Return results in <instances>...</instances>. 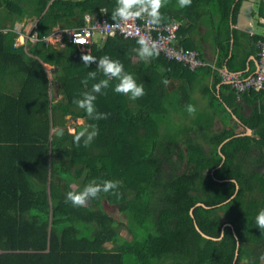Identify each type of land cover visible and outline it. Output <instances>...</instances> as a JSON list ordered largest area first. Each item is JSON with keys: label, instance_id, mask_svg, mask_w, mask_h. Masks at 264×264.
Instances as JSON below:
<instances>
[{"label": "trees", "instance_id": "16d2710c", "mask_svg": "<svg viewBox=\"0 0 264 264\" xmlns=\"http://www.w3.org/2000/svg\"><path fill=\"white\" fill-rule=\"evenodd\" d=\"M229 4L192 0L185 10L197 19L215 12L226 23ZM115 6L116 0H0V59L22 75L16 92L0 91V264H240L245 243L249 264H260L264 229L255 217L264 204V175L255 166L264 158V89L237 92L223 82L216 94L213 81L205 88L208 109L195 107L190 115L187 106L196 104L191 81L207 66L190 69L160 52L142 61L134 51L137 40L116 35L90 51L75 43L48 47L40 39L29 55L13 44L17 20L36 19L40 37L62 21L82 25L85 13L102 8L113 20ZM171 7L181 10L168 0L161 23L172 16H164ZM85 52L119 60L145 95L132 101L113 91L118 81L112 80L94 101L108 118L90 120L73 100L105 77L97 72L96 80L82 83L96 70L81 61ZM41 60L58 66L52 78ZM172 76L186 78L192 88L178 84L171 93L164 81ZM49 81L60 94L54 100ZM66 115L97 126L88 147L73 142L76 130L50 132ZM216 117L219 129L213 128ZM81 175L85 186L121 183L115 194L74 207L66 194ZM103 197L117 204L119 218L102 208ZM121 226L129 237L120 234Z\"/></svg>", "mask_w": 264, "mask_h": 264}, {"label": "crops", "instance_id": "0c3cea01", "mask_svg": "<svg viewBox=\"0 0 264 264\" xmlns=\"http://www.w3.org/2000/svg\"><path fill=\"white\" fill-rule=\"evenodd\" d=\"M172 2L178 4L177 0H172ZM229 5V17L226 23H223L220 20V16L215 12L202 14L198 19H191L189 10H177L171 7L166 12L164 11V16L169 17L172 15L169 20L185 19L177 34L178 42L199 50L204 59L215 65V68L209 66L206 69L196 70V80L191 81L193 84L191 94L200 93L207 86L211 88L213 81L215 82V93L219 94L223 80L218 72V67L239 71L243 75L252 72L256 68V42L260 39L264 29V24L262 23L264 0H230ZM177 14H179L178 18ZM95 41L101 43L99 40ZM14 46H22L27 54L32 55L30 52L31 46L20 43L14 44ZM41 61L44 66L43 60ZM21 78V73L14 70L12 63L2 62L0 59L1 92H16L19 88L18 81ZM174 79H176V85L168 88L171 93L177 87L178 81L181 82L182 86L189 85L186 78L171 77L168 82L170 83ZM50 84L49 81V96L51 100H54L51 97ZM205 97H207L206 94ZM69 118L71 117L69 116ZM218 121H220V126L216 127V122ZM214 123V129L222 127V121L219 117L215 118ZM52 129L53 126L50 128V132H53Z\"/></svg>", "mask_w": 264, "mask_h": 264}, {"label": "clouds", "instance_id": "9594fccd", "mask_svg": "<svg viewBox=\"0 0 264 264\" xmlns=\"http://www.w3.org/2000/svg\"><path fill=\"white\" fill-rule=\"evenodd\" d=\"M167 3L168 0H116V6L112 12V19L113 21H116L118 24H124L129 26L131 22H134L138 19H143L145 20L146 25L155 28L158 27L163 20L161 9L165 7ZM177 3H178V7L183 9L185 7L191 6L192 0H177ZM33 21L34 23L32 22V24L29 26V27L33 26L32 31H34L33 29L36 24V19ZM177 21L179 22L178 19ZM25 23L26 22L23 21L21 22L20 26L14 25L13 29L17 31V36L15 37L14 42L18 37L19 34L18 31L24 32L23 30L29 24L28 23L25 25ZM23 25H25L24 29H23ZM56 27H65V26L56 25L52 28V30L49 33H51L53 29H55ZM177 34H178V30H177ZM99 41H101V39H99ZM14 42L13 44H15ZM75 42L79 44L85 43L83 39H77ZM95 43L97 42L95 41ZM137 44L139 45V47L134 49V51L137 53L138 57L142 61L149 62L152 58H154L159 54L156 42L149 41L143 35L139 36V38L137 39ZM31 45L32 44L28 46L30 47ZM46 46L48 47L55 46L57 48L62 47L59 46L57 42H49V45ZM80 59L88 67H90L92 64L96 65V70L89 71L87 77L84 80H82L83 84L87 85L89 80H93V81L96 80L97 72L102 73L103 76L105 77L104 79L99 80V82L93 83L89 91H85L84 93H82V98L73 100V103L79 109L84 110L86 116L90 120H101L108 118L109 114L100 113L97 111L94 101L97 99L96 94H102V90L108 89L110 86V81L112 80L118 81V83L115 84L113 91L117 94L127 96L132 101H135L145 95L144 85L138 84L133 74L126 72L124 65L119 60H114L107 55L97 60L96 57L92 56L87 52L82 53ZM43 63L45 62L43 61ZM164 82L167 83V80H165ZM187 111L190 115H194L196 112V108L195 106L189 104L187 106ZM77 125L78 124L75 125L74 127L75 129L73 131L76 130ZM98 134H99L98 128L95 124L92 125L84 124V126H82L81 129L75 133L73 142L77 146H79L81 142H83V146L88 147ZM120 183H121L120 181H113V180H104L102 183H97L95 180H93L80 191H69L66 194L65 202L66 203L71 202V204L74 207H85L89 204L90 200L98 198L101 193L108 194L112 192L113 194H115L114 190H116L120 186ZM255 223L258 229H264V209H261L257 213L255 217ZM260 260L264 261V254L260 256Z\"/></svg>", "mask_w": 264, "mask_h": 264}, {"label": "built area", "instance_id": "2783aa9c", "mask_svg": "<svg viewBox=\"0 0 264 264\" xmlns=\"http://www.w3.org/2000/svg\"><path fill=\"white\" fill-rule=\"evenodd\" d=\"M262 22L264 24V17L262 18ZM32 27L33 26L28 28L26 33L18 31L19 34L14 43L28 46L43 39L46 45H49V42H57L59 46L65 47L67 44L75 43L82 48L91 50V47L95 43L93 39L95 34L99 35L101 37L100 39L108 35H116L118 37L134 38L136 40L140 35H143L149 41L156 42L158 52L162 53L167 58H172L181 62L190 69L203 66L215 68L214 64L199 55L198 50L184 47L177 41L179 22L174 19L161 23L155 28L146 25L143 19L131 22L129 26L118 24L116 21L109 19L106 9L102 8L95 13H85L84 23L82 25L56 27L48 35L39 37L36 31H32ZM77 39H83L85 43H76L75 41ZM256 46L257 63L256 68L252 72L243 75L239 71L228 70L225 67L217 68L222 80L229 83V86L237 92L245 90L261 91L264 89V29L262 36L256 42Z\"/></svg>", "mask_w": 264, "mask_h": 264}, {"label": "rangeland", "instance_id": "374dc122", "mask_svg": "<svg viewBox=\"0 0 264 264\" xmlns=\"http://www.w3.org/2000/svg\"><path fill=\"white\" fill-rule=\"evenodd\" d=\"M178 5V4H177ZM184 10L185 9H187V7H185V8H183ZM27 11H29V9H27ZM190 16H191V19L192 18H194V17H192V15L190 14ZM179 17V14H177V18ZM24 19V18H23ZM22 21H24V20H22ZM21 20H17L16 22H15V25L16 26H20L21 25V22H22ZM184 21H185V19L184 18H181V19H179V26H181V24L182 23H184ZM32 22L34 23V21H27L26 22V24H28L26 27H25V29L23 30L25 33H26V30L28 29V27L32 24ZM6 23L7 24H9V20H7L6 21ZM62 23H63V21L62 22H59V25H61L62 26ZM10 26V25H9ZM30 28V27H29ZM28 31V30H27ZM101 37L99 36V35H97V34H95L94 36H93V39L94 40H99ZM49 65H52V64H48V65H46V68H47V74H48V76H49V78H52L54 75V73H53V71L51 70V68L49 67ZM58 67V66H57ZM172 78H175V76H172ZM175 80L176 79H174V81H171L170 83L168 82L166 85H167V87L168 88H172L173 87V85H176V82H175ZM181 82L180 81H178V84H180ZM50 87H51V91H50V93H51V97H53L54 99H56V98H58L59 96H60V94H56V88H55V85L54 84H52V81H51V84H50ZM192 87H190V85H185L184 86V89L186 90V91H188V90H190ZM201 90V89H200ZM203 93H204V97H203ZM192 95V97L194 98L193 100H194V102L196 103L195 104V107L197 108V110H202L203 108H205V110H207L208 109V103H207V101H208V99H207V97H205V89L203 90V91H200V93H192L191 94ZM192 100V101H193ZM80 123H82V124H84V119H80V118H77L76 120L75 119H71V118H69V115H67V116H65V120H64V123H63V125H62V127L64 128V127H66L69 131H73L75 128V125L76 124H80ZM175 125H176V123H174ZM214 127H215V123H214V125H213ZM218 126H220V121H218V122H216V127H218ZM241 127V126H240ZM57 128H58V126H54L53 127V132L54 131H56L57 130ZM238 130H241V128H238ZM254 154L255 155H259V153H258V149L256 148V149H254ZM264 155V154H263ZM256 169L258 170V171H260V172H262V174L264 175V158L261 160V162L259 163V164H257L256 166ZM80 182H76V183H72L71 185H73L72 187L75 189L74 191H80L79 189H81V188H83L84 186H85V184H84V182H82V179H83V175H81L80 177ZM263 190H264V188H263ZM129 196V195H128ZM262 200H264V199H262ZM100 203H101V206H102V208L105 210V211H107V212H110V213H112L113 214V216L115 217V218H119L120 217V212L118 211V209H117V204H115V203H112V202H109L108 200H107V198H102L101 199V201H100ZM261 208L262 209H264V204H263V206H262V204H261ZM124 221H126L125 219H124ZM119 232H120V234L121 235H123V236H128L129 237V232L127 231V229L125 228V227H123V226H121V227H119ZM110 245H113V244H110ZM245 245H246V254H247V256H245L244 255V257L240 260V264H249V256H248V254L250 255L251 254V251H250V243H245ZM165 264H170V261L169 262H167V263H165ZM260 264H264V261H261L260 262Z\"/></svg>", "mask_w": 264, "mask_h": 264}, {"label": "water", "instance_id": "95a60500", "mask_svg": "<svg viewBox=\"0 0 264 264\" xmlns=\"http://www.w3.org/2000/svg\"><path fill=\"white\" fill-rule=\"evenodd\" d=\"M48 64H49V63H47V62L44 63L45 68H46V65H48ZM49 67L51 68L52 71H55V70L58 69L57 66L49 65ZM74 119H76V117H75ZM82 126H84V124H82V123L78 124V125L76 126V131L78 132V131L81 129ZM61 132H62V127L57 128V130H56V134L60 135ZM244 133L250 134V133H251V128L247 126V127L245 128ZM226 139H228V138H226ZM226 139H225V140H226ZM225 140H223V141H225ZM237 188H238V185H236V189H235L234 193L231 195V197H233V196L236 194ZM196 228L200 231V233H201L202 235H204V236H206V237H209V235H207V234H205L203 231H201L197 225H196ZM237 244H238V243H237Z\"/></svg>", "mask_w": 264, "mask_h": 264}, {"label": "bare ground", "instance_id": "6f19581e", "mask_svg": "<svg viewBox=\"0 0 264 264\" xmlns=\"http://www.w3.org/2000/svg\"><path fill=\"white\" fill-rule=\"evenodd\" d=\"M18 85V84H17ZM6 95V94H5ZM8 100V99H7ZM3 108V107H2ZM7 110V109H6ZM1 123V122H0ZM53 182V181H52ZM2 184V183H1ZM3 185V184H2Z\"/></svg>", "mask_w": 264, "mask_h": 264}]
</instances>
